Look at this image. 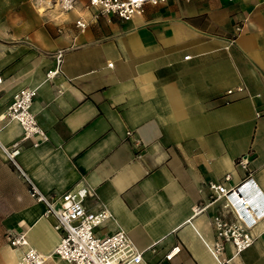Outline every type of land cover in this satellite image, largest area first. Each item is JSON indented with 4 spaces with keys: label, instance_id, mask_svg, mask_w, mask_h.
<instances>
[{
    "label": "crops",
    "instance_id": "1",
    "mask_svg": "<svg viewBox=\"0 0 264 264\" xmlns=\"http://www.w3.org/2000/svg\"><path fill=\"white\" fill-rule=\"evenodd\" d=\"M84 4L60 13L52 0H0V114L35 86L48 134L23 142L20 164L46 192L91 187L86 204L111 211L100 233L124 229L143 264H219L208 244L225 200L209 181L250 176V207L264 200V0H166L95 20ZM1 124L4 142L21 133L17 120ZM44 209L0 154V229L26 240L1 243L0 264H19L29 246L70 264L53 252L60 234ZM253 232L239 253L227 244L226 264H264V218Z\"/></svg>",
    "mask_w": 264,
    "mask_h": 264
},
{
    "label": "built area",
    "instance_id": "2",
    "mask_svg": "<svg viewBox=\"0 0 264 264\" xmlns=\"http://www.w3.org/2000/svg\"><path fill=\"white\" fill-rule=\"evenodd\" d=\"M80 1L82 0H52V5L60 13H64L72 10ZM164 1L166 0H96L94 3V0H84V5L92 11L91 18L94 20L100 14L107 13L129 19L143 12L146 4L155 5ZM87 23L82 18L76 20V25L81 28ZM61 57L62 49H59L56 53L58 65ZM108 64L112 66L113 63ZM58 71L59 66L48 69L46 77L52 78ZM36 95L37 88L30 85L19 87L12 93L5 111L0 114V132L2 120H17L21 125V133L9 142L0 139V154L28 184L29 194L44 204V215L53 219V227L60 234L53 252L71 264H143V250L132 242L124 229L117 227L109 233H100L99 229L111 217V211L107 207L91 208L86 204V199L94 194L91 187L80 184L62 192H46L37 186L20 164L18 156L25 140L31 139L32 145H37L48 138L46 129L32 110ZM237 163L246 167L248 159L246 156L240 157ZM229 179L230 174L225 173L221 181L208 183L213 200H225V211L218 210L212 217L215 237L208 244L219 264H226L229 260L223 256L227 244L233 247L235 254L253 244V227L258 218H264V200H261V206L250 207L251 202H256L259 197L253 179L247 176L239 183L227 186L226 181ZM11 243L15 246L25 244L24 233H12ZM22 256L25 264H44L47 260L43 253L32 246L27 247Z\"/></svg>",
    "mask_w": 264,
    "mask_h": 264
},
{
    "label": "rangeland",
    "instance_id": "3",
    "mask_svg": "<svg viewBox=\"0 0 264 264\" xmlns=\"http://www.w3.org/2000/svg\"><path fill=\"white\" fill-rule=\"evenodd\" d=\"M1 214H0V218H1ZM1 225V223H0ZM12 231H8V232H1V229H0V246H1V243H5V244H8V246H15L11 243V239H12ZM17 233V232H16ZM48 263V262H47ZM46 264V263H45ZM71 264V263H70Z\"/></svg>",
    "mask_w": 264,
    "mask_h": 264
},
{
    "label": "bare ground",
    "instance_id": "4",
    "mask_svg": "<svg viewBox=\"0 0 264 264\" xmlns=\"http://www.w3.org/2000/svg\"><path fill=\"white\" fill-rule=\"evenodd\" d=\"M251 204H252V203H251ZM251 204H250V205H251ZM16 246H17V245H16ZM44 256H45V255H44ZM213 256H214V255H213ZM45 257L48 259V256H45ZM214 257H215V256H214ZM60 258H61V257H60ZM61 259H62V258H61ZM62 260H65V259H62ZM216 260H217V259H216ZM46 261H47V260H46ZM46 261H45V263H46ZM65 261H67V260H65ZM18 262H19V264H25V263H24V260H23V256H20ZM67 262H69V261H67ZM45 263H44V264H45ZM69 263H70V262H69ZM218 263H219V262H218Z\"/></svg>",
    "mask_w": 264,
    "mask_h": 264
},
{
    "label": "clouds",
    "instance_id": "5",
    "mask_svg": "<svg viewBox=\"0 0 264 264\" xmlns=\"http://www.w3.org/2000/svg\"><path fill=\"white\" fill-rule=\"evenodd\" d=\"M96 2V0H94V3Z\"/></svg>",
    "mask_w": 264,
    "mask_h": 264
}]
</instances>
